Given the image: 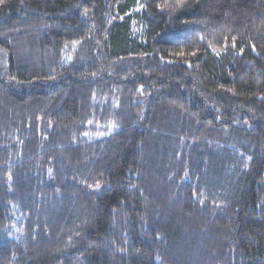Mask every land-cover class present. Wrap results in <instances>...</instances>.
Returning a JSON list of instances; mask_svg holds the SVG:
<instances>
[{
  "label": "trees",
  "instance_id": "1",
  "mask_svg": "<svg viewBox=\"0 0 264 264\" xmlns=\"http://www.w3.org/2000/svg\"><path fill=\"white\" fill-rule=\"evenodd\" d=\"M0 264H264V0H0Z\"/></svg>",
  "mask_w": 264,
  "mask_h": 264
}]
</instances>
